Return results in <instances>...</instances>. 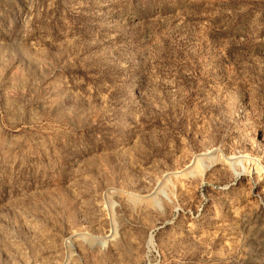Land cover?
I'll list each match as a JSON object with an SVG mask.
<instances>
[{"label":"rangeland","instance_id":"1","mask_svg":"<svg viewBox=\"0 0 264 264\" xmlns=\"http://www.w3.org/2000/svg\"><path fill=\"white\" fill-rule=\"evenodd\" d=\"M0 264H264V0H0Z\"/></svg>","mask_w":264,"mask_h":264}]
</instances>
